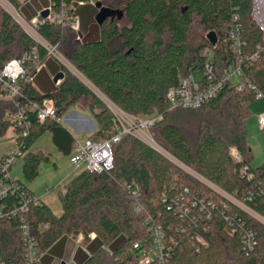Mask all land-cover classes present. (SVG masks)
<instances>
[{
  "label": "trees",
  "instance_id": "obj_1",
  "mask_svg": "<svg viewBox=\"0 0 264 264\" xmlns=\"http://www.w3.org/2000/svg\"><path fill=\"white\" fill-rule=\"evenodd\" d=\"M9 1L16 7L22 5L19 0ZM101 2L115 12L101 25L93 21L96 10L91 5L79 8L81 27L92 20L98 37L88 31L79 39L71 26L48 21L38 31L109 100L135 115H162L151 131L174 159L125 134L113 145L112 168L100 172L84 168L58 191L60 214L41 198L31 208L27 219L40 252L62 256L68 236H82L76 264H141L134 243L150 241V226L156 224L163 230L166 264H264V223L228 197L264 217V161L251 164L246 126L255 99L248 84H255L264 94V43L250 15L252 0ZM123 17L126 22L121 24ZM236 25L242 42L238 53L229 38ZM210 31L217 34L215 45L207 37ZM208 51L218 76L241 59L245 87L239 89L228 81L199 108L168 110L167 91L191 71L203 73ZM255 52L259 53L256 59H247ZM24 54L31 55L25 61L28 74L35 73V61L44 63L49 58L46 49L0 5V72L7 61ZM61 69L64 77L46 92L24 78L17 97H5L0 86V137L13 128L23 153V177L28 181L38 176L40 165H55L51 153L29 150L46 131L60 152L72 154L76 138L58 118L74 104L88 109L97 124L90 139H109L116 133L105 101L70 69ZM47 98L55 103L56 118L40 121L29 112L30 126L22 134L10 115L31 101L42 103ZM233 149L240 160L234 158ZM3 178L0 168V181ZM15 181L33 193L22 179ZM185 187L189 191L180 201V211V206L171 207V200ZM131 189L138 191L137 198ZM248 192L250 197H245ZM43 224L47 226L39 228ZM247 231L255 240L249 252L242 249ZM0 256L7 264H24L18 219L0 221Z\"/></svg>",
  "mask_w": 264,
  "mask_h": 264
},
{
  "label": "built area",
  "instance_id": "obj_2",
  "mask_svg": "<svg viewBox=\"0 0 264 264\" xmlns=\"http://www.w3.org/2000/svg\"><path fill=\"white\" fill-rule=\"evenodd\" d=\"M14 19L21 25V27L39 44H41L48 52L49 57L56 59L61 66H65L71 70L75 68L69 60L59 51L57 45L50 43L38 31V26L45 21L58 24L61 26H71L78 32V38L81 39V18L79 8L84 5L95 6L101 0H44L42 7L38 13L33 16H28L26 13L17 9L9 0H0ZM22 5H26L30 0H20ZM48 11L46 16H42L43 11ZM251 18L258 25L262 32V41L264 43V0H252ZM229 38L232 42L233 49L236 53L241 48L240 27L236 25L229 33ZM35 58L37 57L36 50L33 51ZM208 58L204 64L202 76L197 78L194 71L188 75L180 78L177 86L171 87L167 91V109L172 110L176 108H190L196 109L206 103L211 97L215 96L228 81H231L239 89L245 87V82L241 78L243 66L241 59H236L237 62H232L224 71L218 76L214 70V62L212 60V53L207 52ZM240 56V55H239ZM259 56L255 52L247 59H256ZM31 55L24 54L21 58H12L7 61L0 72V86L4 92L5 97L14 98L21 94L20 81L24 78L33 81L36 73L42 68L44 63L35 61L36 71L33 74H28V69L25 67V61L30 59ZM60 82V80L58 81ZM248 86L254 91L255 98H264V94L255 84L249 83ZM105 103L113 114L116 125V133L109 139L93 140L90 138L84 141L77 140L75 142L74 150L71 154L70 161L75 167L90 169L92 171L100 172L104 169L113 167V145L121 140L125 134H132L150 146L158 149L153 145L155 139L151 135V128L162 115H135L127 112L106 97ZM36 113L40 121H45L49 118H56L57 110L52 99L47 98L39 103L37 101L29 102L25 107L20 108L15 113L10 115V120L15 126L22 128V134H27L30 126V119L28 113ZM62 121V118H58ZM68 121V116L66 117ZM259 127L264 130V110L258 115ZM159 150V149H158ZM161 151V150H160ZM162 152V151H161ZM233 156L236 160H240L238 152L233 149ZM22 151L11 150L0 160V168L4 173V178L0 181V221L18 219L20 222V233L23 245L24 264H39L42 262V257L46 253L40 252L36 237L32 231V226L27 219V215L31 208L39 203V197L34 193H29L27 190L21 188V185L12 179L8 174V170L13 164L14 157H21ZM243 171H246L243 170ZM188 188L185 187L181 194L173 197L171 200V207L177 206L181 211L180 201L184 193H188ZM131 194L137 198L138 191L136 189L130 190ZM16 194V198H8ZM245 197H250V193H245ZM241 208L246 209L250 214L264 223V217L247 209L245 205L233 197L229 196ZM206 205H210L207 203ZM46 224L40 225L39 228L46 227ZM152 236L150 241L138 240L134 243L133 248L138 250L140 254L141 264H166L167 255L165 253V242L163 230L160 225L153 224ZM96 234L91 233L90 238L95 239ZM68 238H71L68 236ZM79 241L82 236H79ZM202 243L203 240H201ZM255 240L253 233L247 231L244 235L242 249L249 252L253 249ZM66 264H76L72 259H65ZM0 264H7L2 261L0 256Z\"/></svg>",
  "mask_w": 264,
  "mask_h": 264
},
{
  "label": "rangeland",
  "instance_id": "obj_3",
  "mask_svg": "<svg viewBox=\"0 0 264 264\" xmlns=\"http://www.w3.org/2000/svg\"><path fill=\"white\" fill-rule=\"evenodd\" d=\"M20 3L22 2L20 1ZM27 4L29 6L25 8H23V5H21V7L20 6L19 7L15 6V7L17 9H20L22 12L26 11V13L33 14L34 12L38 13L39 9L43 5L41 0H30L28 1ZM0 5L5 10L10 12L9 9H6L4 7L1 1H0ZM22 8L24 9V11ZM92 8L96 10V13L94 14L93 17V21L96 24H98L96 16L99 12V9L96 6H92ZM93 21L89 20L85 23L83 27H81L80 31L82 34L84 33L86 34L89 31L90 35L94 37H98L99 35L98 28ZM125 22L126 19L123 17L120 23L123 24ZM90 25L92 26L90 27ZM60 65L61 64L59 63V66ZM71 71L75 73L79 78H81V80H83V82L87 84L101 99H103L104 101L106 100V96L102 92H100L92 83H90L76 68L71 67ZM194 74L197 78H200L202 76V72L200 69L195 71ZM58 83L59 82H57V84ZM50 84L52 87L56 85L53 78L50 79ZM250 110L251 113L246 121V126L248 129L247 141L251 146L253 153L251 164L253 166H257L263 163L264 161V130H262L259 127V122H258V115L262 110H264V98L253 99V101L250 103ZM73 111L85 112V114L88 115V117L91 118L93 122L95 121L90 111L88 109L82 108L79 104H74L63 115L62 123L64 124V126H66L74 134L77 140L84 141L85 139L90 137V134H92L94 130L92 132H89L87 130H83L79 132L76 131V129L72 126V124H70L66 120V117ZM151 135L153 136L152 131H151ZM15 136L16 135L13 131V128L11 127L5 136L0 137V160L11 150L13 151L18 150V146L16 145L15 142ZM153 145L156 146L159 150H161L169 158H171L172 160L174 159L156 141L153 143ZM39 149L51 153V158L52 161L55 163V165H52L50 167H46L43 164L40 165L38 176L32 181H28L23 177L22 167H21L22 164L21 157H14L13 164L8 170V174L11 176L12 179H22L36 196L41 198L51 207L52 211L55 214H60L62 211V204L58 196V191L64 190V187L66 183L69 181V179L72 178L77 173H79L82 169H84V167L83 166L75 167V165L70 161L71 155H65L64 153L60 152L57 149L56 145L52 141L51 133L49 131L43 133L38 139H36V141L29 148V150L31 151H35ZM77 241H79L78 238L77 239L70 238L68 240L65 257H69ZM78 244L82 245L80 241L78 242Z\"/></svg>",
  "mask_w": 264,
  "mask_h": 264
},
{
  "label": "crops",
  "instance_id": "obj_4",
  "mask_svg": "<svg viewBox=\"0 0 264 264\" xmlns=\"http://www.w3.org/2000/svg\"><path fill=\"white\" fill-rule=\"evenodd\" d=\"M42 3H44V0H41ZM29 5L26 4L23 6V8L28 7ZM22 8V9H23ZM40 8V7H38ZM24 11V9H23ZM26 13V11H24ZM32 13H26V15L31 16ZM36 13L34 12L32 14L35 15ZM60 71H62L61 66H59V63L57 62L56 59L49 57L45 62L42 68L36 73L33 83L34 85L41 91V92H46L49 89L53 88L50 84V79L54 78L56 74H58ZM57 84V83H55ZM92 115V114H91ZM93 117V116H92ZM94 119V118H93ZM95 121V120H94ZM68 122L72 124V126L76 129V131H83L87 130L89 132H92L97 128L96 122H93L91 118L88 117V115L85 114V112H77L73 111L68 115ZM52 138V136H51ZM53 165V163H51ZM70 238H67V243ZM79 241H77L73 251L69 255V257H65L66 254V247L64 249V252L62 256H59L57 254H51L49 252H46L43 257H42V263H46V257L50 259L48 261V264H61V262L65 259L72 258L74 260V256L76 253V250L81 246L78 244Z\"/></svg>",
  "mask_w": 264,
  "mask_h": 264
},
{
  "label": "water",
  "instance_id": "obj_5",
  "mask_svg": "<svg viewBox=\"0 0 264 264\" xmlns=\"http://www.w3.org/2000/svg\"><path fill=\"white\" fill-rule=\"evenodd\" d=\"M98 9H99V12L96 16V19H97V23L98 24H102L103 21L108 17V16H113L115 15V12L104 7L102 2L101 1H98L95 5ZM48 14V11H43L42 12V16H46ZM207 37L208 39L210 40V42L212 44H216L217 41H218V37H217V34L215 31H210L208 34H207ZM64 77V72L63 71H60L58 74L55 75V77L53 78L54 82L57 83L59 80H61L62 78ZM158 150V149H157ZM44 166L46 167H50L52 166L51 164H44ZM61 264H66V261L63 260L61 262Z\"/></svg>",
  "mask_w": 264,
  "mask_h": 264
}]
</instances>
